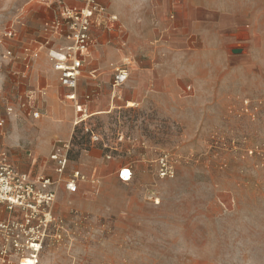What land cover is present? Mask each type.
<instances>
[{"label": "rangeland", "instance_id": "obj_1", "mask_svg": "<svg viewBox=\"0 0 264 264\" xmlns=\"http://www.w3.org/2000/svg\"><path fill=\"white\" fill-rule=\"evenodd\" d=\"M245 1L249 26L228 29L223 40L198 43L180 33L178 45L144 41L155 51L142 62L131 58L134 69L130 64L129 79L113 101L105 68L121 44L113 40L118 29L91 27L85 75L93 78L94 67L102 74L79 81L81 100L96 93L85 123L73 126L37 36L61 7L0 0V113L9 100L13 108L0 154L19 172L24 160L27 170L39 173L52 147L69 140L64 178L73 170L83 175L76 192L57 187L51 220L39 228V264H264V0ZM125 14L120 30L127 36L125 23L151 20L144 9ZM25 45L41 52L30 62L31 77L25 73L35 86L16 91L8 87L7 71ZM8 49L12 57H5ZM139 78L145 85L138 90ZM88 129L98 142L85 136ZM164 156L172 177L158 173ZM114 162L127 164L129 181L112 174L107 163Z\"/></svg>", "mask_w": 264, "mask_h": 264}, {"label": "built area", "instance_id": "obj_2", "mask_svg": "<svg viewBox=\"0 0 264 264\" xmlns=\"http://www.w3.org/2000/svg\"><path fill=\"white\" fill-rule=\"evenodd\" d=\"M37 1L44 4L52 2L58 8L61 7L59 19L45 24L40 45L44 46L48 60L58 72L60 84L67 89L65 99L75 100L79 76L88 56L92 20L95 16L109 17L106 8L99 0H80V5L72 7H66L64 0ZM62 25L66 26V33L62 30ZM11 34L8 32L7 36ZM53 36L63 38L67 43L58 45ZM22 49V52L30 53L33 57L38 54L29 45ZM6 56H13L11 50L6 51ZM112 69L111 86L124 85L129 78V60L113 65ZM77 109L80 110L78 107ZM10 110L11 108H6L7 113ZM32 116L37 118L38 112H33ZM83 120L79 117L75 125ZM4 124L5 117L0 113V133ZM90 138L93 142L99 140L93 132ZM118 140H122V136ZM68 149L67 144L50 155L57 175L55 179L48 176L31 178L26 173L19 172L4 154H0V261L3 264H26L27 261L39 264L38 255L43 241L39 228L46 227L51 220V207L57 187L62 183L67 192H76L78 182L83 178L79 170H73L68 178H64L69 161ZM159 162V175L172 177L174 170L168 165L166 157L160 158ZM118 177L123 182L129 181L130 168L122 167Z\"/></svg>", "mask_w": 264, "mask_h": 264}, {"label": "crops", "instance_id": "obj_3", "mask_svg": "<svg viewBox=\"0 0 264 264\" xmlns=\"http://www.w3.org/2000/svg\"><path fill=\"white\" fill-rule=\"evenodd\" d=\"M99 2L105 6L109 17L95 16L92 20L91 27L101 26L102 29L104 30L107 29L108 31H110L111 29L117 26L118 30L116 31H118V33L114 35L113 40L121 41V44L119 46L117 45L116 47V52L112 55V57L114 58L107 63V66L105 68V70L109 72L108 78L110 77L108 79V83L111 89L110 93L108 94L110 101H113L114 98H117L123 86V85L120 87L111 86L113 65L121 64L126 59L129 60V65H130L131 58L134 57L140 58L139 59L140 62H142L141 58L142 59L149 58L151 54L155 51V44L144 46L143 44L144 41L149 43L162 42L165 45L166 43H169L170 46L174 45L175 43L178 45L179 43H182L184 40L182 39L180 41L178 39L177 34L180 33L181 36L183 37L185 36L184 38L187 37L190 38L191 36H194L195 41L198 43L216 42L218 38L223 40V35L225 34V32L227 34L228 29L231 31L234 28V26H238V25L245 27L249 26V23H247L245 17L250 13L249 10L251 8V5L249 4L250 2L245 0H141V2H133V3L127 0H99ZM80 4H81L80 0H64V5L66 7H72ZM133 8L134 10L140 11L144 9L146 10V12L148 11V16L151 17V20H149L148 23L143 21L144 23L141 26H138V24L133 23V21L125 23L126 27L129 30L128 31L129 34L127 36L125 35V33L123 34L121 33L120 21L121 18L123 19L126 16L125 10L133 9ZM52 11L55 14L53 9ZM184 15L186 19L184 18ZM55 19H59V17L55 15L54 19L46 21V23L51 22ZM123 21L125 20L123 19ZM91 27L89 32L90 36H92ZM242 31L244 34L245 33L244 31L246 30L242 28ZM182 32L184 33L187 32V33L183 34ZM37 34H38L37 35L38 38L42 40L43 33L39 31ZM243 34L240 35L242 36ZM53 37L55 38V40L60 38L57 36L56 37L53 36ZM61 42L62 44H60V41H56L55 43L58 45H63L67 43L65 39H63V41ZM22 50L23 49H21V52L18 53V57H16L17 61L14 62L7 71L8 73L11 74V76L8 78L9 80L8 87L9 89L15 88L16 91L20 86L22 87V89L26 86L34 88L35 85L32 83L30 78L31 70L29 71L28 68L30 62L33 60H37L40 57V53H41L38 52L37 56L33 57L30 55V53L22 52ZM89 55H90V43L88 48V56L85 62L83 63L78 84L82 78L86 80L97 81L100 79L98 77H100L102 74L99 67H94L90 70V72L93 73V78H89L87 75H85L86 67L91 63L92 60ZM47 62L51 67L50 71H47V74L54 75L57 82L56 86L63 90L61 99L70 108V111L73 114L72 124L73 126H75V121L79 117L85 119V117L88 116V114L85 113L87 109V104L93 101L94 93L96 92L92 90L82 94L81 96L83 100H81L79 98L80 95L76 89L75 100L65 99L64 95L67 93V89L60 84L58 78V72L53 69L52 63L48 59ZM147 62L148 61H146L145 64H147ZM134 65L135 64L133 63V65L131 66L132 70L134 69ZM28 71L30 77L25 78L27 76L25 73L26 72L28 73ZM21 78H25V79H21ZM47 82H48L47 76L44 77L43 79L42 77L40 78V84L43 88H46L48 86ZM88 84L91 86L97 85L96 82H89ZM142 85H145L144 80L143 78H139L137 81L136 88L138 90L142 89ZM43 94H45V92ZM102 95L103 97L106 96L105 93ZM29 99L31 100V96ZM34 100L35 97L33 101ZM11 103L12 102H10L9 100L7 104L8 105L7 108H11L10 112L7 113L6 111H4L3 113H1L5 117V121H7L8 118H11V115H13V108L11 107ZM77 107L80 108V110H78ZM7 114L9 115L8 118H7ZM39 117L40 116L38 112L37 118L34 117L33 118L38 119ZM3 135H4V131L2 129L0 136L3 137ZM68 143L69 140L65 143L57 144L52 147V149L48 154V158L43 164V169L39 173H33L31 172V169L27 170V165L24 160H19L20 170L23 171V173H26L31 178H36L37 176H48L51 179H55L57 175L54 171V164L50 160V155L56 149L63 148ZM34 160L35 159H33L32 162H34ZM107 165L111 168L112 174H115L117 179H119L118 177L119 170L122 167L127 166V164L125 163L119 164L117 162L107 163ZM69 166L70 164L68 161L67 168ZM45 167L48 168L49 170L46 169L44 172Z\"/></svg>", "mask_w": 264, "mask_h": 264}, {"label": "trees", "instance_id": "obj_4", "mask_svg": "<svg viewBox=\"0 0 264 264\" xmlns=\"http://www.w3.org/2000/svg\"><path fill=\"white\" fill-rule=\"evenodd\" d=\"M85 122L84 121H82L80 124H78V125H81V124H84ZM78 125H76V126H78ZM91 133H92V130H86V133H85V136L87 137V138H89L90 139V136H91ZM77 134H74L73 135V137H72V141H74V142H76V143H78L77 141H76V138H77V136H76ZM82 148V147H81ZM81 150V149H80ZM70 150L67 152V158L68 159H70Z\"/></svg>", "mask_w": 264, "mask_h": 264}, {"label": "bare ground", "instance_id": "obj_5", "mask_svg": "<svg viewBox=\"0 0 264 264\" xmlns=\"http://www.w3.org/2000/svg\"><path fill=\"white\" fill-rule=\"evenodd\" d=\"M133 63H134V62H133ZM133 63L131 64V66L133 65ZM86 117H87V116H86ZM86 117H85V118H86ZM26 264H32V262H31V261H27Z\"/></svg>", "mask_w": 264, "mask_h": 264}]
</instances>
